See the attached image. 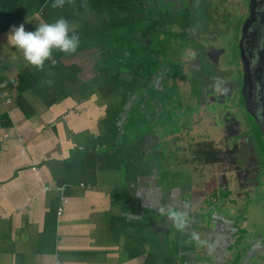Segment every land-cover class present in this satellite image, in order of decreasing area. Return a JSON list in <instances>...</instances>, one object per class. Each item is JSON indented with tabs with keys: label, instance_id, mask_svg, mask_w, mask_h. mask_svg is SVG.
<instances>
[{
	"label": "crops",
	"instance_id": "crops-1",
	"mask_svg": "<svg viewBox=\"0 0 264 264\" xmlns=\"http://www.w3.org/2000/svg\"><path fill=\"white\" fill-rule=\"evenodd\" d=\"M53 2L0 0V264H250L261 235L222 218L225 193L174 171L153 130L141 136L129 38L152 0ZM61 17L80 45L54 50V66L38 71L8 43L13 26Z\"/></svg>",
	"mask_w": 264,
	"mask_h": 264
},
{
	"label": "flooded vegetation",
	"instance_id": "flooded-vegetation-1",
	"mask_svg": "<svg viewBox=\"0 0 264 264\" xmlns=\"http://www.w3.org/2000/svg\"><path fill=\"white\" fill-rule=\"evenodd\" d=\"M152 3L140 14L137 35L129 38L139 58L141 136L154 131L155 150L169 157L174 171L206 174L207 190L225 193L226 214L220 215L227 219L242 207L247 187L262 185L245 183L248 172L264 180V103L256 77L264 0H246L241 16L238 8L230 13L190 0ZM210 195L212 204L218 196ZM261 245L250 264H264Z\"/></svg>",
	"mask_w": 264,
	"mask_h": 264
},
{
	"label": "clouds",
	"instance_id": "clouds-1",
	"mask_svg": "<svg viewBox=\"0 0 264 264\" xmlns=\"http://www.w3.org/2000/svg\"><path fill=\"white\" fill-rule=\"evenodd\" d=\"M66 2L71 4L74 0H54L52 7L62 8ZM78 27L77 23H69L62 17L52 23L40 22L32 31H26L21 23L18 27L11 28L7 40L22 52L28 65L42 71L46 61H50L53 66L57 63L53 56L54 50L65 54L76 52L80 45ZM45 83L51 84L52 81L47 80ZM193 238L199 241V236L193 234Z\"/></svg>",
	"mask_w": 264,
	"mask_h": 264
},
{
	"label": "rangeland",
	"instance_id": "rangeland-1",
	"mask_svg": "<svg viewBox=\"0 0 264 264\" xmlns=\"http://www.w3.org/2000/svg\"><path fill=\"white\" fill-rule=\"evenodd\" d=\"M195 1L197 6L203 8H220L223 7L225 10L228 8L229 12H234L237 8V12L240 11L239 16L242 14V6L245 4L246 0H190ZM223 1V6L221 2ZM203 10V11H206ZM221 39L220 41H223ZM132 43V42H131ZM227 43V42H226ZM222 45V43H219ZM228 44V43H227ZM224 45V44H223ZM236 57L234 58V60ZM261 178V180H260ZM256 181L261 182V186L250 188L247 187L244 191V199L241 202L242 207H239L238 212H234L237 219V224L240 225V230L242 233L248 231L249 235H255L258 238L261 235V241L264 243V180L260 175H254L251 171L248 172L244 179L245 183L251 184L256 183ZM218 204V203H217ZM225 215L226 213L222 211Z\"/></svg>",
	"mask_w": 264,
	"mask_h": 264
},
{
	"label": "water",
	"instance_id": "water-1",
	"mask_svg": "<svg viewBox=\"0 0 264 264\" xmlns=\"http://www.w3.org/2000/svg\"><path fill=\"white\" fill-rule=\"evenodd\" d=\"M261 56L260 60L258 62V69L256 71V77L259 82V88L261 93V98L264 103V31H263V44H262V50H261ZM132 101H130L128 104L131 105ZM125 115V113H123Z\"/></svg>",
	"mask_w": 264,
	"mask_h": 264
},
{
	"label": "built area",
	"instance_id": "built-area-1",
	"mask_svg": "<svg viewBox=\"0 0 264 264\" xmlns=\"http://www.w3.org/2000/svg\"><path fill=\"white\" fill-rule=\"evenodd\" d=\"M48 187L51 188L50 186H48ZM60 211H61V208H58L57 213H59Z\"/></svg>",
	"mask_w": 264,
	"mask_h": 264
}]
</instances>
